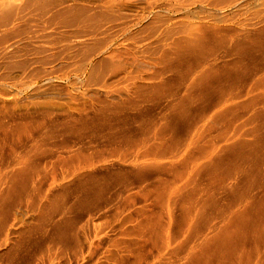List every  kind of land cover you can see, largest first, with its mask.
Instances as JSON below:
<instances>
[{"label":"rangeland","instance_id":"obj_1","mask_svg":"<svg viewBox=\"0 0 264 264\" xmlns=\"http://www.w3.org/2000/svg\"><path fill=\"white\" fill-rule=\"evenodd\" d=\"M248 196L264 0H0V264H264Z\"/></svg>","mask_w":264,"mask_h":264},{"label":"bare ground","instance_id":"obj_2","mask_svg":"<svg viewBox=\"0 0 264 264\" xmlns=\"http://www.w3.org/2000/svg\"><path fill=\"white\" fill-rule=\"evenodd\" d=\"M211 65V64H210ZM209 65V67H211ZM209 69V68H208ZM205 157V156H204ZM210 157L211 158H209V157H205V160L203 161L204 162V164L205 163H214L215 161L213 160L214 158H213V155H210ZM217 158V160H218V157H216ZM213 160V161H212ZM262 200H264V199H262V198H260V197H255V196H248L247 198H245L244 200H242V201H240V202H242V203H240V202H238V203H240V204H243V203H247V202H249L250 201V204L248 205V206H246V205H243L242 206V212H245V211H247L246 212V214H248L249 215V210L252 208V205L254 204V205H259L260 203H261V201ZM257 214L254 216L255 218H257Z\"/></svg>","mask_w":264,"mask_h":264}]
</instances>
